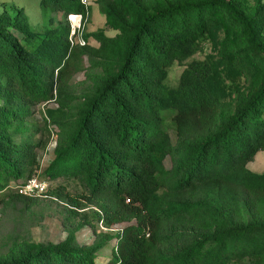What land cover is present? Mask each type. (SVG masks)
Returning <instances> with one entry per match:
<instances>
[{
  "label": "trees",
  "instance_id": "16d2710c",
  "mask_svg": "<svg viewBox=\"0 0 264 264\" xmlns=\"http://www.w3.org/2000/svg\"><path fill=\"white\" fill-rule=\"evenodd\" d=\"M41 2L88 18L83 0ZM97 2L117 29L86 32L97 45L73 43L68 24L38 33L24 7L0 12V190L15 210L35 201L10 186L35 174L55 126L46 172L90 190L48 193L125 224L92 244L72 228L57 242L15 231L0 264H97L109 236L102 264H264V170L248 165L264 150V0ZM40 103L36 136L28 118Z\"/></svg>",
  "mask_w": 264,
  "mask_h": 264
},
{
  "label": "rangeland",
  "instance_id": "374dc122",
  "mask_svg": "<svg viewBox=\"0 0 264 264\" xmlns=\"http://www.w3.org/2000/svg\"><path fill=\"white\" fill-rule=\"evenodd\" d=\"M84 1V0H83ZM86 4L90 6L88 18L83 23V17L81 21L80 32L85 35L86 32L95 31L98 29H104L108 34H114L117 29L110 27L106 22V15L100 10L97 0H85ZM24 7L26 13L29 16L32 28L38 31V33L44 34L48 30H55L57 26L68 24L72 30V21L70 19L71 12L65 15L62 10H48L45 11L41 0H0V12L7 9L10 12H15L17 8ZM87 40V38H86ZM91 44H99L98 40L90 35L87 42ZM210 46L206 48V51H210ZM203 52H197L196 56H202ZM85 64H88V60L85 57ZM183 65L175 63L170 71V77L173 83L176 81ZM84 71L77 72L74 75L75 81L84 79ZM48 105H56L55 102H49ZM45 103H40L34 106V112L29 116V129L41 126V129L36 130V136L43 131V111L45 109ZM56 127L53 126L54 132L50 137L47 145L40 149L38 161L39 166L35 169V174L42 179H46L49 182V188H54L59 185H65L68 190L73 194H79L82 192H88L90 190L87 180L74 176H67L66 174L57 173L51 174L46 169L50 166L52 160L55 158L56 147ZM174 132V131H173ZM174 136V133H173ZM25 136H20L19 139H23ZM166 166L171 165L170 158L165 159ZM249 167L255 171L264 170V150H259L254 159L248 162ZM51 171V170H50ZM17 181L12 182L10 188L16 191ZM4 190H0V243L7 238L9 233L20 231L23 234L28 233L33 239L38 241H60L67 237L71 228L75 231L76 239L81 244H92L97 241L101 236L106 234H116L121 226L125 223L115 224L111 227L106 226L102 221L96 218L95 210L97 206L89 203L85 200V204L76 206L64 198H61L55 194L48 193V195L37 196L35 201L27 208L23 210H15L3 200ZM19 206H23L18 203ZM74 209V211H72ZM96 225V227L93 226ZM17 227L19 229H17ZM106 245L98 252L97 264L107 262V258L111 256V244L114 242V238L106 237Z\"/></svg>",
  "mask_w": 264,
  "mask_h": 264
},
{
  "label": "built area",
  "instance_id": "2783aa9c",
  "mask_svg": "<svg viewBox=\"0 0 264 264\" xmlns=\"http://www.w3.org/2000/svg\"><path fill=\"white\" fill-rule=\"evenodd\" d=\"M85 1V0H84ZM70 19L72 21V30H71V40L73 43L76 41L80 44H85L87 42L81 30V13H71ZM16 189L25 195L30 196H43L48 195L49 182L46 179L40 178L38 175H33L28 178L25 182L19 183L16 185Z\"/></svg>",
  "mask_w": 264,
  "mask_h": 264
}]
</instances>
